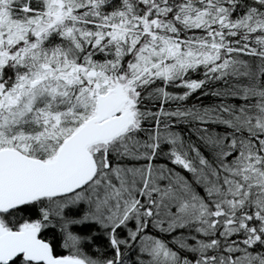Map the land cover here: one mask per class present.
I'll list each match as a JSON object with an SVG mask.
<instances>
[{
	"label": "snow or ice",
	"instance_id": "6c2138e0",
	"mask_svg": "<svg viewBox=\"0 0 264 264\" xmlns=\"http://www.w3.org/2000/svg\"><path fill=\"white\" fill-rule=\"evenodd\" d=\"M0 264H264V0H0Z\"/></svg>",
	"mask_w": 264,
	"mask_h": 264
}]
</instances>
